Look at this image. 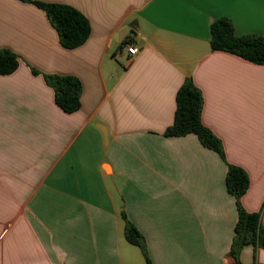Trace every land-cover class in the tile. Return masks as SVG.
Instances as JSON below:
<instances>
[{
    "label": "crops",
    "instance_id": "1",
    "mask_svg": "<svg viewBox=\"0 0 264 264\" xmlns=\"http://www.w3.org/2000/svg\"><path fill=\"white\" fill-rule=\"evenodd\" d=\"M32 2L73 7L88 39L62 48ZM221 18L264 37V0H0V50L19 62L0 75V264H148L126 220L149 264L235 263L228 165L247 173L238 201L264 228V64L211 51ZM50 74L79 80L77 111L55 104ZM186 79L225 161L164 134ZM239 264H264V248L242 246Z\"/></svg>",
    "mask_w": 264,
    "mask_h": 264
},
{
    "label": "trees",
    "instance_id": "2",
    "mask_svg": "<svg viewBox=\"0 0 264 264\" xmlns=\"http://www.w3.org/2000/svg\"><path fill=\"white\" fill-rule=\"evenodd\" d=\"M42 9L58 35L62 48L72 50L83 45L90 34L88 20L79 11L65 4H45L32 2ZM211 51L226 52L253 64H264V37L243 36L236 37L233 25L229 19L221 18L210 26ZM125 43L122 45V47ZM18 57L8 51L0 50V75H9L18 67ZM34 74H37L33 70ZM49 87L54 91L55 104L65 113L71 114L80 107L81 84L73 76L44 75ZM176 109L173 123L165 131V136L180 137L193 134L200 144L219 155L225 161L220 141L206 128L201 121L202 96L190 79H186L178 89L175 97ZM227 192L236 199L237 222L229 251L234 264H239V252L242 246L252 244L264 248V228L260 226V214L245 212L239 198L249 186L247 173L240 167L228 165L225 178ZM125 220L124 213L121 214ZM126 241L139 248L147 263L144 238L138 230L126 220L124 228Z\"/></svg>",
    "mask_w": 264,
    "mask_h": 264
},
{
    "label": "built area",
    "instance_id": "3",
    "mask_svg": "<svg viewBox=\"0 0 264 264\" xmlns=\"http://www.w3.org/2000/svg\"><path fill=\"white\" fill-rule=\"evenodd\" d=\"M123 47L130 57L137 55V53L139 52V48L130 43H126Z\"/></svg>",
    "mask_w": 264,
    "mask_h": 264
}]
</instances>
